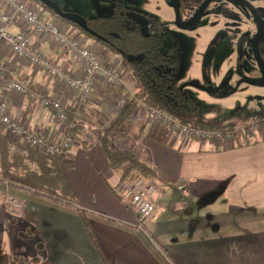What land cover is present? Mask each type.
<instances>
[{"label":"crops","instance_id":"obj_1","mask_svg":"<svg viewBox=\"0 0 264 264\" xmlns=\"http://www.w3.org/2000/svg\"><path fill=\"white\" fill-rule=\"evenodd\" d=\"M0 10L7 8L0 3ZM43 13L61 22L65 30L77 33L73 26ZM9 31L31 34L36 49L66 74L82 73L69 52L26 31L17 19ZM4 55L9 72L15 69L30 92L47 94L66 110L81 109L83 121L75 134L76 144L60 165L75 204L11 189L8 182H0L4 193L0 201V261L264 264V128L255 135L244 134L229 146H219L182 137L140 111L126 127L125 131L132 126V135L126 137L151 161L160 187L158 212L144 231L138 214L112 191L120 184L122 171L111 166L100 141L101 131L112 121L115 104L126 95L125 83L113 88L100 84L93 100L82 104L79 92L71 91L66 82L34 68L11 51L4 49ZM106 57L112 63L120 62L108 53ZM8 79L0 77V98ZM8 113L55 141L69 133L67 124L52 109L27 95L12 93ZM111 133L115 136L111 147L120 150L122 132ZM28 231L32 235L23 236Z\"/></svg>","mask_w":264,"mask_h":264},{"label":"trees","instance_id":"obj_2","mask_svg":"<svg viewBox=\"0 0 264 264\" xmlns=\"http://www.w3.org/2000/svg\"><path fill=\"white\" fill-rule=\"evenodd\" d=\"M31 1L43 12L73 26L78 35L95 40L101 47V56L108 53L120 60L122 79H125L127 86L124 97L127 101L100 135L101 145L111 166L122 171L120 184L112 189L118 199L121 200L119 192L122 185L132 184L140 176L147 179L156 178L151 161L138 149L134 141L126 137V127L135 120L140 111H144L138 99L142 98L147 105L162 111L183 125L207 130L239 127L234 123L220 124L204 119L196 101L184 91V82H178L165 71V66L176 65L178 57L176 50L163 47L165 29L161 23L153 21L150 32H145L120 16L87 19L88 26L105 38L99 39L76 24L58 17L40 1ZM4 48V43L0 41V77L7 79L9 69L5 64ZM76 111L75 108L67 110L69 122L74 119ZM255 119H264V114ZM111 131L118 133L121 131L119 135L124 136V139L119 140L122 146L120 150L111 147L115 137ZM62 160L60 157L48 158L41 152L24 147L7 137L4 128L0 129V182H8L11 189L31 193L34 191L37 195L75 204V197L66 185L60 170ZM84 221L90 230L89 222L86 219ZM28 235L31 236L32 232L23 233V236ZM3 261L5 260L0 261V264H4Z\"/></svg>","mask_w":264,"mask_h":264},{"label":"built area","instance_id":"obj_3","mask_svg":"<svg viewBox=\"0 0 264 264\" xmlns=\"http://www.w3.org/2000/svg\"><path fill=\"white\" fill-rule=\"evenodd\" d=\"M0 3L7 8V10H0V41L4 43V49L26 60L34 68L56 77L59 81L66 82L71 91L79 92L82 104L93 100L95 90L100 84L109 88L120 85L123 76L120 66L102 57L101 49L97 46H90L83 36L65 30L61 22L46 17L37 4L31 0H0ZM15 19L26 31H32L39 38L50 41L64 52H69L81 66L82 73L68 75L53 60L45 58L33 44L31 34L27 32L11 33L9 28ZM3 90L4 95L0 98V129H5L6 136L33 151L43 153L48 158L67 157L77 142L75 134L81 129L83 121L81 109L75 112L74 119L69 122V114L61 102L41 92H30L25 80L15 69L10 70L9 79L4 83ZM15 92L38 100L42 106L52 109L58 119L67 124L70 132L65 135L62 141H55L39 134L22 121L11 117L8 113V101L9 96ZM126 101L124 97L118 100L112 111V119L126 104ZM138 101L152 120L168 127L182 137L193 139L199 143L229 146L231 143L239 141L243 133L250 132L255 135L264 126V119H254L247 127L207 130L183 125L162 111L147 105L142 98ZM159 194L160 187L156 178L147 179L143 176L138 177L132 184L122 185L119 192L121 200L127 207L138 214L140 228L144 231L158 212ZM3 198L4 193L0 191V201ZM8 200L16 202L13 197H8Z\"/></svg>","mask_w":264,"mask_h":264},{"label":"rangeland","instance_id":"obj_4","mask_svg":"<svg viewBox=\"0 0 264 264\" xmlns=\"http://www.w3.org/2000/svg\"><path fill=\"white\" fill-rule=\"evenodd\" d=\"M57 1L64 9L95 19L112 16L114 7L122 4L121 1L129 6V10L137 7L132 1H141L149 13L148 17L165 28L163 47L176 50V65L165 66V71L178 82H184V91L196 101L204 119L220 124L244 125L264 113V86L243 79L245 75H253L252 71L258 67L253 51L255 20L248 16V29L231 26L228 30L224 28L225 20L222 21L223 17L218 14L207 21L208 10L220 6L233 11L240 9L242 6L236 0H213L187 29L177 25L171 0ZM253 1L261 4V0ZM83 38L90 46L98 45L93 39ZM260 53L264 61V36L260 41ZM106 56L107 53L102 55L105 59ZM116 63L122 69L120 62ZM131 130L132 126H129L126 131L132 135Z\"/></svg>","mask_w":264,"mask_h":264},{"label":"flooded vegetation","instance_id":"obj_5","mask_svg":"<svg viewBox=\"0 0 264 264\" xmlns=\"http://www.w3.org/2000/svg\"><path fill=\"white\" fill-rule=\"evenodd\" d=\"M53 1H55L57 4H59V6L63 12H65V13L70 12V13L78 14L76 11L64 9L57 0H53ZM205 1L206 0H178L181 21L182 22L189 21L192 18V16L194 15V13L199 9V7ZM236 1L239 2L240 5L242 6L240 9L233 11V10L226 8L225 6H220L215 10H208L206 12V16L208 17L207 21L210 22L211 19L214 18V15L218 14V16L223 17L221 19L222 21H223V19L225 20L224 21L225 30L226 29L228 30L229 28H231V26H234L236 28H238L240 26H245L248 29L249 28V25H248L249 22L246 20V18L248 16H251L252 19H254L256 22V34H257V32L259 30L258 20H261L264 23V0H261V4H257L253 0H245L246 2H240L238 0H236ZM132 2L137 7L131 8V10H129V6L126 5V3L124 1H121L120 3H122V4H116V6L114 7V11H113L112 16L100 17V18H111L114 16H120V17H123V18L129 20L131 23L135 24L137 27L142 28L143 31L150 32V28L152 26L151 24H152L153 20H151V18L148 17L149 13H147V9L142 7L143 3L141 1H139V2L132 1ZM211 2H209L206 6H204V8L200 11L198 16L210 5ZM51 10L54 12L53 9H51ZM175 13H176V10H175ZM54 14H55V12H54ZM79 15H81V14H79ZM198 16L196 17L195 21L197 20ZM85 18L86 19H95V18H87V17H85ZM100 18H98V19H100ZM195 21H194V23H195ZM176 23H177V13H176ZM262 27H264V24ZM263 36H264V33L261 35L260 41H261ZM259 49H260V42H259ZM253 50H254V43H253ZM252 73H253V75L252 74L245 75L243 79H246V80L253 82V83L256 81L258 82V81L262 80L263 73L261 72V68H260L259 63H258L257 70L252 71ZM260 85L264 86V82H262Z\"/></svg>","mask_w":264,"mask_h":264},{"label":"water","instance_id":"obj_6","mask_svg":"<svg viewBox=\"0 0 264 264\" xmlns=\"http://www.w3.org/2000/svg\"><path fill=\"white\" fill-rule=\"evenodd\" d=\"M38 1L43 3L46 7L53 9L55 14L58 17L76 24L77 26L81 27L82 29H84L85 31H87L88 33L92 34L93 36H95L99 39H105L103 36H101L100 34H98L96 31H94L93 29H91L88 26L87 19L85 17H83L82 15H79L76 13H70V12H66V13L63 12L61 10L59 4H57L53 0H38ZM211 1L212 0H206L199 7V9L194 13V15L192 16V18L189 21L182 22L180 12H179V2H178V0H171V4L173 5V7L175 8L176 13H177V24L183 29H187V28L191 27L193 25L196 17L200 13V11L204 8V6H206ZM238 1L246 2L245 0H238ZM258 23H259V30L255 36V39H254V50L253 51H254L255 58L257 59L259 65H260L261 72L263 73V78L261 81H258V82L256 81L254 83L261 84L262 82H264V62H263V59L261 57V53H260V49H259V42H260L261 35L264 33V27H262L264 23L261 20H258Z\"/></svg>","mask_w":264,"mask_h":264}]
</instances>
